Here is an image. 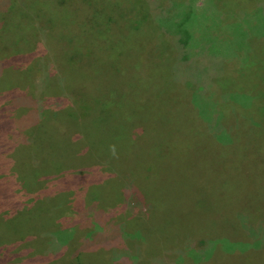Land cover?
<instances>
[{
	"label": "rangeland",
	"instance_id": "1",
	"mask_svg": "<svg viewBox=\"0 0 264 264\" xmlns=\"http://www.w3.org/2000/svg\"><path fill=\"white\" fill-rule=\"evenodd\" d=\"M3 10L0 264H71L86 250L90 264H264L263 249L253 262L231 252L264 245V0H0ZM225 113L248 122L219 145L209 133L207 148L201 114L231 129ZM50 135L58 149L39 146ZM231 149L240 166L229 171L220 152ZM102 248L125 261L100 262Z\"/></svg>",
	"mask_w": 264,
	"mask_h": 264
},
{
	"label": "trees",
	"instance_id": "2",
	"mask_svg": "<svg viewBox=\"0 0 264 264\" xmlns=\"http://www.w3.org/2000/svg\"><path fill=\"white\" fill-rule=\"evenodd\" d=\"M6 3H8L7 1H6ZM6 7V6H5ZM6 14H7V12H6V10H3V11H1L0 12V19H3V18H5L6 17ZM190 14H191V12H190ZM186 21H185V19L183 20V22L182 23H185ZM181 23V24H182ZM179 46H180V48H181V50H182V52H184L185 50H184V47H183V44L181 43V41H180V43H179ZM181 52V53H182ZM62 72V71H61ZM67 79H68V76H67ZM110 97V96H109ZM106 98H108V97H106ZM23 103H25V101L23 102ZM24 108V106H22L21 105V109H23ZM199 108H201V107H199ZM200 110V109H199ZM21 111H24V109L23 110H21ZM236 112V111H235ZM243 113V112H242ZM36 114V113H35ZM60 115L61 114V110L60 109H57V110H55V115ZM260 114H261V112L260 113H258L257 115H255V118L257 119V120H259V119H262L261 118V116H260ZM201 116H202V119H203V122H204V126L206 127V129H204V131H203V133H201V134H197L196 135V138L197 137H200L201 139H202V141L204 142V144L206 145V147L208 148V146H210L209 144H212V141H211V139L209 138V133H211L212 134V136H213V140H214V143L216 144V145H219V142H221V136H228V137H232V135H231V133H233L234 131H235V129H236V135H238V133H240V132H242V128H241V124H242V122H248L247 120H246V118L247 117H245L246 116V114H242V115H240V114H238V115H234L232 118H231V116H228V118H225V116H226V113H225V115H224V119H226L229 123H230V125H231V129H227L226 127H223L222 126V124H219L220 122L219 121H215V116H213L212 118H209V117H207V118H205V116H203L202 114H201ZM59 118V117H58ZM60 119V118H59ZM11 121L10 122H8L9 123V125H7V127L5 128V130L3 131V132H7V131H12V130H14V128L16 129V127H14L13 125H16L15 124V122L16 121H13L12 119H10ZM57 121V119L55 118V122ZM219 122V123H218ZM253 123V122H252ZM73 124H75V127L77 126V123H72L68 128H69V130H71L72 129V125ZM256 123H254V125H255ZM44 125V124H43ZM253 125V126H254ZM74 126V125H73ZM40 127H43L42 126V124H40ZM51 128H52V126H50ZM78 127V126H77ZM46 128H48V127H46ZM40 129V128H39ZM38 129V130H39ZM20 131H22L21 129H19ZM232 131V132H231ZM38 132H41V131H38ZM51 136V135H50ZM49 138H51V139H49ZM37 139L38 138H36V137H32L31 139L28 137V142L26 141V144H29V143H35L36 141H37ZM44 140L46 141V142H42L41 140H40V143L41 144H39V146L40 147H42V148H47V149H49V150H51V149H54V148H56V149H58L59 147H58V145L60 146V140H61V138L59 137V136H56L55 138L53 137V136H51V137H48V136H45L44 137ZM238 141V140H237ZM157 142V141H156ZM239 142V141H238ZM208 145V146H207ZM71 146V145H70ZM233 148H235V146L233 147ZM164 149H165V147L163 146V142H157V143H155V142H153L152 143V145L150 146V157H151V162H152V168H153V170L155 171V172H158V166L161 164V161H163V158H164V155H162L163 154V151H164ZM252 149H253V151H254V149L255 150H258V149H260L259 147H256V146H254V147H252ZM252 151V152H253ZM73 153V152H72ZM228 153H235V151L233 150V149H231V152H228V151H224V152H220V155H222V156H224L225 158H227L228 159V164H227V167H225L226 168V170H229V171H232L233 169L231 168L233 165L235 166V168L237 169V168H239V166H240V163H237L238 162V160H236L237 158H238V156L235 154V155H233V156H230V155H228ZM240 156H241V154L240 153H238ZM69 155H72L71 153H69ZM65 156H67V155H60V157H61V159H63V157H65ZM41 160V159H40ZM84 160V159H83ZM231 161V162H230ZM90 164V163H89ZM34 167V166H33ZM35 168H37V167H35ZM90 179V178H89ZM176 185V181H175V179H173V183L170 185V187L169 186H167L166 188H165V191H166V194L167 193H169V194H172V189L174 188V186ZM172 188V189H167V188ZM167 189V190H166ZM169 190V191H168ZM230 205H232L233 206V208L234 209H236L237 210V204H230ZM231 209H232V207H231ZM186 218V217H185ZM188 219H190V220H192L191 218H190V216L189 217H187ZM188 219H187V221H188ZM12 220H14V219H12ZM183 221H185L184 219H182ZM200 220H205V219H197V222L199 223L200 222ZM242 220L240 219V221L239 220H237V221H231V225H232V228L233 229H241V226H242V223L243 222H241ZM14 222H15V220H14ZM21 222V221H20ZM193 222L195 223V225H197V222H196V219L194 218V215H193ZM14 224H16V223H14ZM244 226V225H243ZM197 227V226H196ZM171 227H169V229H170ZM238 229V230H239ZM252 230H255L256 231V229H254V228H252ZM251 234H252V237L254 236V234H253V232H251ZM250 234V235H251ZM207 239V238H206ZM206 239H201L200 241H199V244H204L205 243V241H206ZM208 240H210V239H208ZM254 244H252L253 246H249V247H243V248H239V249H235V250H232L231 252H233V255L234 256H237L236 258H239L241 255H243V254H245L246 252L248 253L247 254V257H249L250 255H252V256H250V257H252L253 259H252V262L253 261H255L256 260V258H254L255 257V255H256V252H257V250H259V249H263L262 251H264V245H260V246H258V244L256 245L255 244V242H253ZM215 244V243H214ZM209 247H210V244H209ZM209 247H207V248H204L202 251H199L196 255H199L200 253H205L206 251H208V250H211V251H213V248H211V249H209ZM103 249L104 248H102L101 250H99L98 252H96L95 254H94V257H98L99 259H100V262H103V261H105V258H107L108 256H113V257H115V255H117L116 253L115 254H112V253H110L109 255H105L104 253H103ZM246 249H248V250H246ZM112 251H114L115 252V250H111V252ZM91 252H93V251H88V250H86V251H84V253H83V256H82V253H81V251H76V253L75 254H70L71 256H67L68 257V260L70 259V263L71 264H83V263H86V264H90V260L93 258V255L91 254ZM194 252H196V249L194 250ZM192 255V257H193V254H191ZM118 256H120V255H117V260L120 262V261H125V260H122V259H125V257H121V259H119L120 257H118ZM75 258H80L81 259V262L79 263V262H76V261H74V259ZM82 258H83V260H82ZM195 259V258H194ZM240 262H241V264H244L241 260H239ZM121 264H123V262H120ZM201 263H203V262H201Z\"/></svg>",
	"mask_w": 264,
	"mask_h": 264
}]
</instances>
